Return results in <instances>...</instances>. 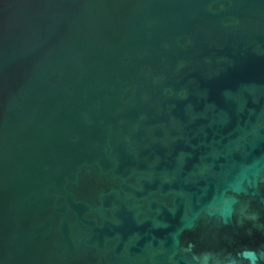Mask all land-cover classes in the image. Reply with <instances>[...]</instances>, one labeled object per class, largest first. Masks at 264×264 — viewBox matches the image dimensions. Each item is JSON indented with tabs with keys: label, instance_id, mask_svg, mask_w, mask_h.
Wrapping results in <instances>:
<instances>
[{
	"label": "water",
	"instance_id": "obj_1",
	"mask_svg": "<svg viewBox=\"0 0 264 264\" xmlns=\"http://www.w3.org/2000/svg\"><path fill=\"white\" fill-rule=\"evenodd\" d=\"M0 264H264V0H0Z\"/></svg>",
	"mask_w": 264,
	"mask_h": 264
}]
</instances>
